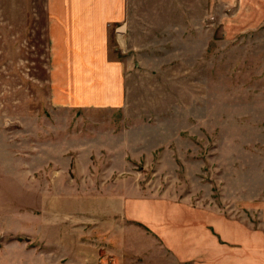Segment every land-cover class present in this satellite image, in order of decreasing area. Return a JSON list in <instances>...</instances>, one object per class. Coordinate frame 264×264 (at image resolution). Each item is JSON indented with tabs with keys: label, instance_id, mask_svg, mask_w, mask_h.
<instances>
[{
	"label": "rangeland",
	"instance_id": "374dc122",
	"mask_svg": "<svg viewBox=\"0 0 264 264\" xmlns=\"http://www.w3.org/2000/svg\"><path fill=\"white\" fill-rule=\"evenodd\" d=\"M40 1L7 12L0 0V264H78L76 253L155 264L154 248L143 254L107 230L122 198L230 208L262 193L263 12H233L239 0H224V12L215 0L209 12L205 0H175V12L167 0H132L108 33L109 47L133 60L124 105L59 109Z\"/></svg>",
	"mask_w": 264,
	"mask_h": 264
},
{
	"label": "crops",
	"instance_id": "0c3cea01",
	"mask_svg": "<svg viewBox=\"0 0 264 264\" xmlns=\"http://www.w3.org/2000/svg\"><path fill=\"white\" fill-rule=\"evenodd\" d=\"M17 1L22 5V12H33V0H7V12H19ZM162 1L165 0H149L147 6L164 7ZM167 1L172 2L168 12H175V0ZM131 2L40 1L49 49L50 93L55 108L91 109L100 105L118 108L124 105V76L133 60L130 53L119 48L117 53L114 45L109 47L108 33L111 26L125 20L127 12H132ZM239 2L241 7L233 12L264 13V0ZM224 3V0H215L218 9L215 11L224 12ZM207 6L205 0L204 12H209ZM179 11L190 12L186 7ZM203 28L198 29L200 36L206 33L205 26ZM118 38L120 43L125 42L126 35L123 39L119 34ZM186 38L190 41L193 38L190 25ZM259 188L262 193L234 197L230 208L215 203L197 204L186 197L182 200L124 197L116 206L119 213L116 221L107 230L113 226L121 231L128 243L142 248V253L148 251V247L154 248L155 264L159 260L167 261L164 264H264V186ZM104 249L105 257L109 248ZM96 256L76 253L74 258L78 264H93Z\"/></svg>",
	"mask_w": 264,
	"mask_h": 264
}]
</instances>
